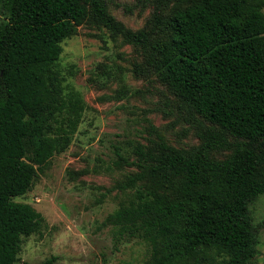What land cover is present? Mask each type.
<instances>
[{"label":"trees","instance_id":"1","mask_svg":"<svg viewBox=\"0 0 264 264\" xmlns=\"http://www.w3.org/2000/svg\"><path fill=\"white\" fill-rule=\"evenodd\" d=\"M4 1L0 264H16L23 238L44 221L14 198L69 147L87 107L66 91L59 61L63 41L89 20L123 34L209 124L195 147L171 145L151 123L157 139L136 144L137 159L115 148L114 166L138 168L117 183L128 200L104 221L116 242L143 241L146 264H256L262 224L250 207L264 194V0H158L151 27L137 31L108 0Z\"/></svg>","mask_w":264,"mask_h":264},{"label":"rangeland","instance_id":"2","mask_svg":"<svg viewBox=\"0 0 264 264\" xmlns=\"http://www.w3.org/2000/svg\"><path fill=\"white\" fill-rule=\"evenodd\" d=\"M108 5L118 21L137 31L151 27L158 0H108ZM6 11L0 0V22ZM62 45L66 91L81 93L87 107L69 147L52 157L29 192L14 198L44 216L40 230L23 238L16 264H146L143 241L116 242L104 223L128 200L117 183L138 170L114 166L115 148L137 159L134 146L157 139L151 123L171 145L195 147L209 124L148 70L141 50L123 34L89 20ZM250 208L255 223L262 224L254 261L264 264V194Z\"/></svg>","mask_w":264,"mask_h":264}]
</instances>
